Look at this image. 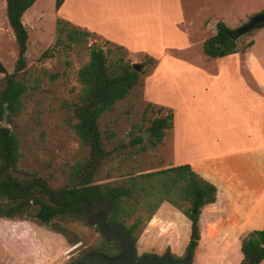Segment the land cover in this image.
Wrapping results in <instances>:
<instances>
[{
	"label": "trees",
	"instance_id": "trees-1",
	"mask_svg": "<svg viewBox=\"0 0 264 264\" xmlns=\"http://www.w3.org/2000/svg\"><path fill=\"white\" fill-rule=\"evenodd\" d=\"M37 0H5L7 19L19 47L15 67L8 71L0 59V215L20 214L36 217L44 222L59 218L65 222L80 221L94 212H106L108 223L120 222L137 243L143 224L150 220L164 202L180 210L191 221L195 234L200 229L202 209L216 202L217 187L197 174L190 164H170L152 170H140L132 155H141L158 147L166 133L174 126L172 109L147 103L143 119L134 125L129 142L112 145L116 132L109 127L113 113L134 93L143 94L138 85L145 73L137 71L127 60V48L112 41L105 45H87L92 31L58 16L55 40L37 61L63 56L75 50L80 53L81 66L70 99L65 100L66 123L80 143V153L65 170L66 182L60 186L36 171L20 168L24 156L23 142L15 128L2 126L5 111L9 122L26 108L30 91L39 88L42 72L29 66V31L24 23L25 12ZM65 0H55L56 11ZM253 40L246 41L238 29L223 20L217 31L203 44L204 53L218 58L246 51ZM156 63L146 57L143 64ZM142 64V65H143ZM58 77V73L52 74ZM167 111L166 114H162ZM149 133L146 141L142 133ZM131 147V149H129ZM128 148L124 159L111 166L117 151ZM112 160V161H113ZM128 161H131L129 163ZM129 163V164H127ZM197 241L192 240L186 251L194 255ZM243 258L239 264H261L264 261V229L248 233L242 240Z\"/></svg>",
	"mask_w": 264,
	"mask_h": 264
},
{
	"label": "crops",
	"instance_id": "crops-1",
	"mask_svg": "<svg viewBox=\"0 0 264 264\" xmlns=\"http://www.w3.org/2000/svg\"><path fill=\"white\" fill-rule=\"evenodd\" d=\"M58 12L132 56L154 58L143 74L146 98L174 113L158 146L171 154L163 162L190 164L218 190L200 222L211 221L220 233L264 229V27L246 51L213 58L203 44L219 17L198 30L188 24L182 0H65ZM196 33L201 36L193 41ZM241 245L234 264L243 258Z\"/></svg>",
	"mask_w": 264,
	"mask_h": 264
},
{
	"label": "rangeland",
	"instance_id": "rangeland-1",
	"mask_svg": "<svg viewBox=\"0 0 264 264\" xmlns=\"http://www.w3.org/2000/svg\"><path fill=\"white\" fill-rule=\"evenodd\" d=\"M182 1L188 24L197 29L214 16H218L219 20H223L231 28L238 29L252 16L264 11V0ZM40 13L42 14L39 15ZM58 16L61 15L56 11L55 0H39L24 14L23 20L29 31V66L36 72L46 70L47 73L42 72L38 79L39 88L27 95L26 108L15 118V124L7 120L9 127L17 126L23 142L24 156L20 168L48 177L54 186L66 182L65 170L80 153V143L66 123L64 103L71 98L73 88L77 86L76 74L81 66L82 56L72 50L67 55L37 61L42 52L54 43ZM215 20L214 17L211 22ZM256 30L241 37L245 36L246 41H249ZM200 36V33H196L192 40L196 41ZM105 41L100 35H93L87 45H105ZM18 56L19 47L7 19L6 2L0 0V59L8 71H12ZM146 56H132L127 52V60L131 64H143ZM153 65L154 62L143 64L141 71L148 72ZM55 73H58V77L53 78L52 74ZM143 74L138 85L143 94L135 92L131 101H127L113 113V119H109V127L117 134L112 139L111 146L120 141L129 142L130 133L134 130L139 132L134 129V125L142 122L143 110L149 103L142 81ZM3 75L0 74V78ZM166 113L164 111L162 114ZM171 138L172 133H169L167 142ZM148 139L149 135L145 140ZM164 146L155 147L141 155L134 153L132 157L137 168L152 170L166 166L163 161H168L171 154ZM129 149L117 151L113 157L115 159L109 161L111 166L124 159L122 152ZM199 224V232L195 234L186 215L170 203L164 202L153 217L143 224L137 241L139 256L162 254L167 250L182 256L186 253L188 244L196 240L193 264H234L240 259L239 244L247 234L220 233L210 226L211 221ZM118 248V245L109 244L99 228L92 225L88 218L72 222L55 218L44 222L26 214L12 218L0 215V264H77L82 255L92 250L115 255Z\"/></svg>",
	"mask_w": 264,
	"mask_h": 264
},
{
	"label": "water",
	"instance_id": "water-1",
	"mask_svg": "<svg viewBox=\"0 0 264 264\" xmlns=\"http://www.w3.org/2000/svg\"><path fill=\"white\" fill-rule=\"evenodd\" d=\"M264 27V11L258 13L238 28L239 35H247L255 29ZM137 71H141L142 64L133 63ZM5 74V73H4ZM8 111H5L2 126L9 127L7 123ZM146 139L147 132L142 133ZM89 222L97 226L106 241L113 245H118L121 251L115 255H110L102 251L92 250L86 254L84 260H89L88 264H193V255L189 253L182 259H176L171 251L158 255L156 253L145 254L138 257V246L132 236L126 230L124 224L116 222L108 223V214L106 212H97L89 215ZM196 238V235H195Z\"/></svg>",
	"mask_w": 264,
	"mask_h": 264
},
{
	"label": "flooded vegetation",
	"instance_id": "flooded-vegetation-1",
	"mask_svg": "<svg viewBox=\"0 0 264 264\" xmlns=\"http://www.w3.org/2000/svg\"><path fill=\"white\" fill-rule=\"evenodd\" d=\"M94 213H97V212H94ZM94 213H92V214H94ZM89 215H91V214H89ZM89 215H88V217H89ZM109 244H110V243H109ZM111 245H113V244H111ZM97 251H100V250H97ZM120 251H121V249H120V247H119L118 250H117V252H116L115 254L119 253ZM168 251H170V250H167V251H165L164 253H166V252H168ZM87 253H88V252H87ZM87 253H86V254H87ZM164 253H162V254H158V255H163ZM189 253H190V252L186 251V253H185L184 255H182V256L175 255L174 253H172V254H173V256H174L176 259H182V258H184L185 256H187ZM86 254H84V255L81 256V258L78 260L77 264H88V263H89V260H84V257L86 256ZM150 254H151V253H150ZM143 255H145V254H143ZM143 255H141V256H143ZM141 256H138V257L140 258Z\"/></svg>",
	"mask_w": 264,
	"mask_h": 264
}]
</instances>
